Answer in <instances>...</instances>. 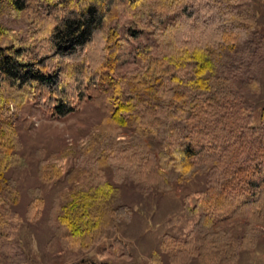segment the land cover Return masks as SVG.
<instances>
[{"label":"trees","instance_id":"1","mask_svg":"<svg viewBox=\"0 0 264 264\" xmlns=\"http://www.w3.org/2000/svg\"><path fill=\"white\" fill-rule=\"evenodd\" d=\"M20 18L27 24L14 27ZM263 63L254 0H0V169L18 150L25 104L63 119L93 101L113 140L135 142L99 154L100 172L68 192L58 218L66 248L91 251L131 214L116 205L122 185L165 191L200 173L203 188L183 197L200 219L185 238L166 235L160 252L172 264H231L264 227ZM2 175L0 210L5 190L19 199ZM44 208L35 196L27 212ZM104 256L78 264H113Z\"/></svg>","mask_w":264,"mask_h":264},{"label":"rangeland","instance_id":"2","mask_svg":"<svg viewBox=\"0 0 264 264\" xmlns=\"http://www.w3.org/2000/svg\"><path fill=\"white\" fill-rule=\"evenodd\" d=\"M254 2L259 29L264 34V0ZM26 24L25 18L12 20L16 28ZM260 79L257 115L264 107V63ZM102 122L103 113L93 101L86 102L63 119L51 118L30 102L19 109L16 119L18 150L11 163L0 169L2 179L19 191V199L15 201L10 190H5L9 203L6 209L0 210L4 212L0 222V264L99 262L101 253L105 254L103 258L109 255L108 261L113 264H172L160 252V245L166 235L185 238L200 219L199 215H189L183 204L185 194L203 188L204 177L200 173L165 191L143 190L132 183L122 185L116 205L129 207L131 214L124 216L116 229L81 256L65 246V230L58 218L62 205L68 201L70 189L82 180L88 181L85 176H90V172H100L96 161L99 154L106 155L111 148L135 142L134 137L125 133L113 140ZM155 141V150L159 151L161 143ZM56 165L63 166L61 177L52 181L45 178L54 174L53 166ZM102 168L103 172H110L107 166ZM35 196L44 200L45 208L38 218L32 219L27 209ZM118 241L127 245L126 256H117ZM258 241L255 248L242 249L231 264H264V227Z\"/></svg>","mask_w":264,"mask_h":264}]
</instances>
